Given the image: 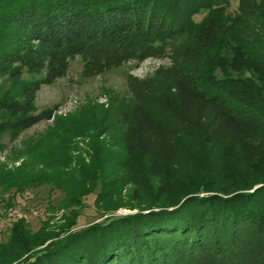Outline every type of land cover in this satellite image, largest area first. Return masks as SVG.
Here are the masks:
<instances>
[{"label":"trees","instance_id":"16d2710c","mask_svg":"<svg viewBox=\"0 0 264 264\" xmlns=\"http://www.w3.org/2000/svg\"><path fill=\"white\" fill-rule=\"evenodd\" d=\"M232 1L0 0V150L51 118L37 112L36 93L66 73L70 57L82 55L92 66L139 62L186 33L195 15L209 12L198 25L206 27ZM235 1L243 17L264 19V0ZM246 20L229 41L212 44V70L184 73L175 62L181 71L161 94L169 120L133 104L134 141L125 146L146 158L149 182L124 199L99 179L94 202L103 219L79 226L83 201L95 188L72 193L51 172L0 163V195H11L1 196L0 206L48 186L65 192L67 211L62 223L37 231L26 218L11 220L7 236L0 233V264H264V180L249 185L251 176L206 159L186 176L176 169L183 134L194 131L212 152L228 145L236 166L249 162L251 136L264 125L257 112L264 113V59L256 25ZM24 71L46 75L25 80ZM119 206L138 211L115 214Z\"/></svg>","mask_w":264,"mask_h":264},{"label":"rangeland","instance_id":"374dc122","mask_svg":"<svg viewBox=\"0 0 264 264\" xmlns=\"http://www.w3.org/2000/svg\"><path fill=\"white\" fill-rule=\"evenodd\" d=\"M237 9L238 2L233 0L221 12L212 14L213 22L198 28L209 15L204 10L195 15L186 33L168 41L155 54L139 62L132 60L119 65L92 66L82 55L70 57L66 73L52 82L42 83L36 93L37 112L51 118L40 120L10 143L11 147L0 150V163H7L11 168L23 166L26 170L39 168L51 172L72 193L82 187L95 188L83 201L86 207L79 226L103 219L101 213L104 209L97 208L94 202L102 179L107 183L103 187L105 190L120 193L124 199H129L140 183L149 182L146 158L136 148L130 153L125 146L128 139L134 141L131 109L136 102L145 103L158 110L164 121L169 120L161 94L181 71L175 67V62L180 64L184 73L187 70L192 73L212 70L210 47L217 39L223 41L222 44L229 41V34L240 28L242 19L256 25L252 28L261 44L259 55L264 59V19L258 14L250 16L248 12L243 17ZM195 36L196 39L191 40ZM176 48H180L178 52H175ZM45 75L46 71L32 77L24 71L22 78L41 79ZM257 112L264 114L260 108ZM251 137L250 150L244 156L249 162L236 166L228 145L212 152L200 132L184 133L176 169L181 177L186 176L188 170L196 169V164L206 159L216 165L234 167L243 178L251 176L249 185L263 181L264 125ZM5 141H8L7 137ZM32 158L36 163L26 161ZM10 196L5 194L2 198ZM64 198L65 192L51 191L48 186L29 188L17 194L8 206H0V233L6 237L10 221L16 220L8 214L10 207L24 211V218L29 220L34 231L44 224L56 226L62 223L67 213L62 205ZM136 211L138 209L119 206L115 214Z\"/></svg>","mask_w":264,"mask_h":264},{"label":"built area","instance_id":"2783aa9c","mask_svg":"<svg viewBox=\"0 0 264 264\" xmlns=\"http://www.w3.org/2000/svg\"><path fill=\"white\" fill-rule=\"evenodd\" d=\"M8 214L11 218H14V219H22L25 217L24 211H21L17 208H14V207H10L8 209Z\"/></svg>","mask_w":264,"mask_h":264}]
</instances>
